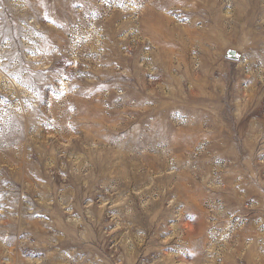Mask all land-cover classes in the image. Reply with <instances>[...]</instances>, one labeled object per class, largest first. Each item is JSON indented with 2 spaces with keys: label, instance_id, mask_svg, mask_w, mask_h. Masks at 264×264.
<instances>
[{
  "label": "rangeland",
  "instance_id": "374dc122",
  "mask_svg": "<svg viewBox=\"0 0 264 264\" xmlns=\"http://www.w3.org/2000/svg\"><path fill=\"white\" fill-rule=\"evenodd\" d=\"M0 264H264V0H0Z\"/></svg>",
  "mask_w": 264,
  "mask_h": 264
}]
</instances>
